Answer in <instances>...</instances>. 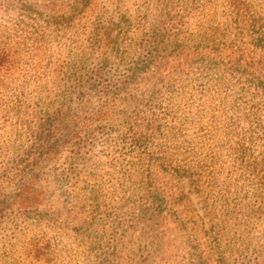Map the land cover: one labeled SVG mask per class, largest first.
I'll return each instance as SVG.
<instances>
[{
    "label": "rangeland",
    "instance_id": "rangeland-1",
    "mask_svg": "<svg viewBox=\"0 0 264 264\" xmlns=\"http://www.w3.org/2000/svg\"><path fill=\"white\" fill-rule=\"evenodd\" d=\"M96 1L133 25L126 52L105 62L88 51L87 32L68 29L69 17L53 26L48 9L19 16L21 5L0 0V264H257L264 0H172L160 47L158 0ZM76 64L82 82L66 79ZM144 67L147 76L133 73ZM138 84L144 90L135 93ZM157 90L161 104L147 103ZM68 106L80 110L83 134L68 149L74 133L59 127L65 143L41 190L13 197L7 178ZM100 112L108 116L91 126ZM160 150L175 157V177L167 163L146 167ZM71 161L72 194L61 179Z\"/></svg>",
    "mask_w": 264,
    "mask_h": 264
},
{
    "label": "trees",
    "instance_id": "trees-1",
    "mask_svg": "<svg viewBox=\"0 0 264 264\" xmlns=\"http://www.w3.org/2000/svg\"><path fill=\"white\" fill-rule=\"evenodd\" d=\"M15 1L18 5H21V8L18 11L20 14L19 16L35 14L37 13V11L45 8L49 11V15L51 18V20L49 19V21H52L53 26L62 24L60 23V21L63 20V17H69V22H67L66 24L68 29L77 28L80 32H87L90 38V46L88 47V51L92 54L93 52H103L102 62H105L107 58H113L116 57L117 54H123L126 52V49L123 46L128 39L127 35L130 33L129 29L132 28L133 25L124 16L119 17L117 22H115L114 18L112 16L110 17L108 12H106L105 10H101L96 5L95 2H98L96 0H5V2L7 3H5L4 5L8 8ZM171 2L172 0H158V3L156 5H153L157 12L156 18L160 19H158V24L152 32L153 37L155 38L154 44L156 47H160V45L163 44L166 40L165 35L160 33V28H162V25H164L170 18H172ZM93 14H96L93 21L94 23L87 27L83 26L81 24V19H88V17L93 18ZM197 24L199 25V21H197ZM80 55L81 58L85 56L91 58V55H89V53H82ZM152 55L155 56L156 54L152 53ZM2 60L3 58L1 59V61ZM174 67L175 66H173L172 68ZM78 68H80L79 65H74V67L72 68V72L69 73L66 79L72 80L74 77L78 76V72L80 71V69ZM262 68H264V62ZM143 69L144 70L136 68L133 73L142 71V74L147 76L149 74L148 69L146 67H144ZM144 79L147 81L150 80L148 77H145ZM81 80V77H79L78 81L82 82ZM136 86L137 87H134L133 89L135 93L143 92L144 85L138 84ZM158 93L159 90H157L155 93L151 92V94H148L146 100L147 103L156 102L158 104H161V97L155 96V94ZM72 111L73 115L71 116L70 113ZM100 114L102 116L99 115L98 117H96V119L91 122V126H95L103 122L107 114L102 112H100ZM57 117V124L53 127L52 130H49L48 134L40 136L38 142L39 146L37 150L34 152L31 159L23 164L21 168L22 170L18 172V174L13 178H7V181H9V185H13V192L17 191L12 195L13 197H19L21 191H28L34 195L39 190H41L42 179L40 177L42 172L46 167L50 166V168H52L53 165H56L58 163V155L55 153V151L58 152L59 147L65 143V140H63L62 136H59V127H70L69 135L71 133H74L73 136L68 137L69 144L70 142L78 140L79 137L83 134L80 130V127H78V125H80V122L78 121L82 118V116L80 115V110H78L77 107L74 106L73 110L71 106L62 108L60 110V113L57 114ZM71 126L76 127L77 129L73 130L71 129ZM149 141L150 139H148L146 143H149ZM71 147L72 145L70 144L68 149H70ZM146 159H148L146 163L147 168H153L155 166V163H159L161 165L167 163L169 174L171 175V177H175L177 175V166L174 164L175 157L172 155H167L166 151H164L163 153V151L160 150L157 156H149ZM75 160L76 159L72 158V161ZM72 161L69 162V164H66V166L63 168L64 171L61 173V179L65 181V187L71 194L73 192L74 185L70 184L71 180L68 179L72 174L71 167L74 163ZM32 172H34V177L31 178L29 173L32 175ZM80 192L81 188L79 189V192H77L81 196ZM72 199L73 201H75L74 206L77 208V206L81 202L80 199L78 198V196H73ZM174 206H176V204H174ZM174 206L172 205V208L167 211L168 219H171L172 216L176 214ZM161 214L162 213H158L159 216L157 215V222L166 221V218L161 216ZM257 264H264V247H262V250L260 251V256H258Z\"/></svg>",
    "mask_w": 264,
    "mask_h": 264
}]
</instances>
